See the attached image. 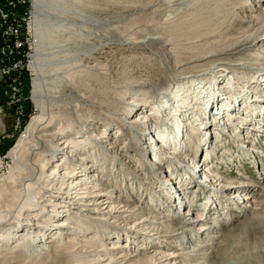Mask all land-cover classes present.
<instances>
[{
    "label": "rangeland",
    "instance_id": "374dc122",
    "mask_svg": "<svg viewBox=\"0 0 264 264\" xmlns=\"http://www.w3.org/2000/svg\"><path fill=\"white\" fill-rule=\"evenodd\" d=\"M59 1L67 3L66 0ZM70 1H74L80 6L86 4L92 7L94 11L88 12L85 7L81 10L76 9L66 19L59 20L57 25L54 24L55 34L52 36L54 47L48 46L45 48L44 46L47 52L43 53L41 61L42 74L46 78L43 81L44 108L49 114L51 109L58 106V102L61 105L66 101V97L62 93L59 94L58 90L70 78L79 74L98 73L103 83L96 84V90L103 86L101 92L106 97L114 94L118 96L125 95V97L123 99L120 98L121 100L114 98L116 106L120 107L119 111L106 109L105 107L101 109L103 104L99 107V103H104L105 99L104 101H99L97 106L103 112L102 114L123 121L124 127H126L124 129H128L127 131L131 137H134L133 139L136 137V143L131 144L129 135L123 136V129L120 126L115 127L114 124L115 130H113L111 122H101L96 124V126L90 125L88 129L91 130L84 131L79 136L76 134L67 135L69 139L73 137L78 139L81 142L80 148L84 152L79 154L80 149L76 152L65 151V155L58 158L59 163L65 161L62 158L71 161L75 157L85 160V164L89 162L88 165L94 170L87 173V177L89 179L98 178L102 185L101 187L104 189L103 193L112 190L113 194L111 195L113 198L112 200H105L106 197L95 198V202H84V206L81 207L77 206L79 202L70 200L69 195H67L64 196L63 201L57 203L56 207L49 203L47 210L51 218L47 225L51 229H56L57 222L63 221L70 228L67 229L68 231L63 229L59 231L58 228L57 231L50 235L47 233L44 243L34 242L32 250L28 254L24 253V256L21 255V258L14 262H21L19 264H105L97 263V261H100L99 259H117L119 256L116 255L119 252H124L128 257H131L132 262L146 261L147 263L144 264H154L156 261H163L168 264H206V262L207 264L209 262L210 264H216L217 259L220 260L223 255L227 254L238 255L241 252L242 254H253L256 256L260 249L264 248V232H260L261 230L257 231L255 227H253L256 229L254 231L257 232L252 233L250 235L252 237L250 238L249 236L250 239H245V243L237 246L233 251L230 249V253L229 250L220 249L224 241L223 238L212 240L211 238L202 237L200 241L189 243V241L179 238L160 236L158 230H161L162 226L166 225L167 222L169 223L173 214L177 212V210L175 211V203L181 206L178 212L184 215L185 219L182 220L185 222L201 218L202 216V219L208 217L207 221L215 222V226L221 229L218 236L225 233V231L239 230L238 228L240 227L238 226L240 225L238 222L250 219L254 215L264 216V212H253V209L258 208L255 206L256 204L264 206V195H262L260 190V188H264V94L260 92L264 89V76H260L264 74H261L257 69L246 68L240 71V68L228 66V69L224 70L222 79L225 82L221 87L225 88L228 84L233 83V91H235L233 96L235 97H221L219 101L223 99V102L216 104L212 111L209 110V113H212L208 114L207 112V114L215 118L213 113H217L221 111V107L231 104V99H233L234 103L239 96L243 98L246 95H254V99H250L243 106L250 105L252 102L251 105L256 108L255 116L250 117L249 115L248 121H245L247 120L244 119L246 117L245 110L238 108L243 112L238 113L236 111L238 113L236 115L229 113L235 119H230L231 121L228 122L226 121L228 117L224 116L222 118L220 116L219 118L223 119L219 122L220 126L218 125V127H212L208 131L201 132V128L206 125L204 124L205 122L209 124V122L213 121V118L207 119L198 112L203 111V109L207 110L205 108L208 105L204 108L203 105H199L201 103L199 102L197 105L198 110H192V115L189 112H183L184 114H180L182 118L177 116L179 119L173 116L176 107L163 113L162 110L168 106V101H173L176 94L183 92V90L186 91L195 83H199L198 80L195 82L192 81L193 78H190L197 75L194 73L201 72L200 74H203L202 72L207 70H210L211 73L214 67L223 63H231V60L212 62L215 64L212 66L209 64L210 61H214L212 59L206 62H199L197 65L200 69L189 70L186 74H183L182 70H179L181 68L178 65L179 62L187 60V63L195 64L191 59L195 55L193 41L197 39L195 36H198L199 33H196L191 28V26H195L193 24L190 25L191 29L189 28V34L186 35V38H178V47L182 51H174L172 41L174 38L170 35L173 34L172 29L168 30L169 34L167 37L155 36L151 34V31L150 33L149 31L141 33L142 35L149 34L150 39L168 41L163 43L165 45L163 48L159 43L156 44L154 51L150 50L151 52L147 53L146 51L138 50L135 53L139 54L138 56L141 55L148 58L151 63L156 64L153 66L159 65L162 70L175 66L177 67L176 71L167 72L159 79L151 75L152 66L148 69L150 71L149 74L125 70L104 71L102 67L105 63L96 61L95 51H101V55H109L111 53L113 55L115 48L118 47V53H121L125 43L129 44L131 39L137 38L138 26L132 24V14L129 15L127 13L125 5L115 6L118 0ZM30 3L33 6V0H30ZM71 3H69L70 11L71 8L72 10L74 8ZM26 4L25 0H14L13 6L6 0H0V9L16 16L17 22H21L20 24L12 25L13 27L15 26V34L20 33L19 36H22L24 30L25 33L28 31V29H25L26 27L24 28L27 22L22 21V18L30 19L29 11H26L24 7ZM254 5L256 10L262 7L259 1H256ZM43 20L47 23V19ZM43 26L45 28V22ZM3 30L4 27L0 23V59L2 60L6 57L5 55L10 56L8 52L3 53V50L8 46ZM123 30L129 32L126 33L125 37L123 36ZM48 31L52 34L51 30ZM28 32L31 33V31ZM30 33V49L28 48L27 51L29 52V57L27 58L26 55L28 71L26 74V70H21L23 69L22 67L18 68L15 81L13 82V86L18 87V90L14 91L13 94L9 88L10 82L4 81L2 78L3 62L2 60L0 61V173L7 171L9 166L7 156L36 114V108L32 100L33 76L31 75H33V71L30 67V62L31 54H33V36ZM116 33L124 38L119 40L116 45L108 44V39ZM165 33L167 32L164 31ZM20 41L23 42V39H20ZM211 42H214V40L210 41V43H204V45H208L206 46L208 49L211 46H218V43ZM143 44L146 48L153 46V44L149 43V39ZM185 45H188L186 49L183 47ZM170 51H173L172 54ZM165 54H168L172 61L164 57ZM17 55L15 53L14 62L20 61L21 57L24 56L21 55L20 57L19 55L18 58ZM233 61L237 64L256 62L249 58ZM218 72L216 71L205 79H201V81L207 83H204V85H207L205 93L217 88ZM177 75L182 76V82H175L174 78ZM254 82L257 84L251 85ZM232 86L230 89H232ZM56 87L57 89L55 90ZM249 91L252 93L249 94ZM142 95L149 96V100H146L150 104L149 108H140L141 111L135 112V102L138 100L142 101L145 98ZM85 98V94H80V92L77 94L75 105L78 109L84 104ZM8 99L13 101V103L6 104ZM185 101L189 102L187 99H184V103H186ZM130 102L134 103L129 106L132 111L129 113L123 112L124 109H129L127 105ZM174 105L176 106L177 103L175 102ZM234 105L238 107L235 103ZM192 107L196 109V106L192 105ZM243 114L245 117L242 116ZM258 115L262 117L260 122L254 120ZM233 120H236V122L233 123ZM194 121L196 122L193 123ZM135 123H137V126H135ZM224 124L231 126H224ZM183 127L185 128L183 129ZM253 129L258 132L254 134L253 132L255 131ZM183 132L184 143H189L190 147L184 143L180 145L183 141ZM199 132H201L200 136L197 135ZM211 134L213 136L212 140ZM199 139H202V144L198 143ZM85 143L90 144L92 148ZM92 161L94 162L93 164L91 163ZM153 163L159 166H152ZM73 164L75 165V162ZM64 168H61V172ZM50 172L47 170V173ZM61 180L56 185H61ZM83 181H87V179H82V185ZM215 181L217 182L216 185L214 184ZM236 183L253 185V188L250 187L249 189L255 193L250 196L238 193L235 189L229 191L224 189V187L228 186L234 187ZM182 186L185 187V190L182 189ZM256 187L259 188L256 189ZM91 195L95 196V194ZM233 196H241L242 198L248 196L250 200H247L248 202L244 203V205L236 207L230 203L233 201L231 199ZM72 197L74 198L75 195ZM204 199L206 200L204 201ZM90 203L96 206L88 207ZM193 203H197L199 206L196 205L195 208L191 209L190 205L192 206ZM60 205L64 206L63 213H59L60 216L54 218L55 214L61 211ZM230 207L232 208L230 209ZM133 208L139 212L138 215L131 217L129 212L126 214L122 212L124 210L131 211ZM69 209H72V211ZM91 210L100 211L101 214H93V212H90ZM115 210H120V212L114 213ZM245 210L250 211L251 214L247 215ZM188 212L192 213L193 217H186ZM120 217L125 219H120ZM95 219L101 221H96ZM213 219L218 220V222L213 221ZM95 221L97 224L100 222L99 227H93ZM200 226L195 225V227L190 226V228L197 231ZM35 229L34 227H30L29 230L26 229V234L21 236L20 240L33 238L35 232H40L39 229ZM192 236L194 235L192 234ZM233 237L230 236L228 239L231 240ZM12 241L8 240L0 243V257L2 256V259H4L5 253H10L17 246V244L13 245ZM68 241H72V243L68 244ZM77 243L80 245L77 246ZM114 244H123L126 250L119 252L110 251ZM91 246H94V248H90ZM194 247L199 249L207 247L204 252V258L202 256L192 257ZM42 249H45V251ZM85 252L92 254V256H88ZM214 252L217 255H214ZM210 253H213L214 257H210L212 256ZM6 256V260H0V264L11 263V260L8 259L10 257L16 258L19 255L6 254ZM64 256L67 258L62 259ZM254 259L261 258L256 256Z\"/></svg>",
    "mask_w": 264,
    "mask_h": 264
},
{
    "label": "bare ground",
    "instance_id": "6f19581e",
    "mask_svg": "<svg viewBox=\"0 0 264 264\" xmlns=\"http://www.w3.org/2000/svg\"><path fill=\"white\" fill-rule=\"evenodd\" d=\"M256 1L261 2L262 7L259 8V10L255 9L254 3ZM26 2L27 4L24 7L26 11H29L30 19H26L25 22L27 23L26 26H24V28L26 27L25 29L31 31L33 36V48H32L33 54H31L30 67L33 71V75H31L33 76L32 100L36 108V114L34 115L32 120L26 127L25 132L17 141L15 147L11 150V152L7 156V159L9 160V166L7 171L0 173V243L6 242L8 240L9 241L13 240L12 241L13 245L17 244L14 250H12L10 253H5L4 259H2L1 256L0 260L2 261L6 260L7 258L6 254L19 255L16 256V258L10 257L8 260H11V263H7V264L21 263L14 261H18L19 258H21V255L24 256V253L28 254V252L32 250L34 242L37 241L38 243H44L47 233H49L50 235L53 232L57 231L58 228L59 231L62 229L68 231L67 229L70 227L67 223L63 221L57 222L55 226L56 229H51V227L47 225L51 218V215L47 210L49 203H51L52 206L56 207L57 203H59V201H63L64 196L67 195H69L70 200L79 202L77 206H81V207L84 206L83 205L84 202L87 201L95 202L96 201L95 198L106 197L105 200H112L113 198L111 195L113 194L112 190H109V192L107 193H103L104 189L101 187L102 185L100 184L98 178L95 177L89 179L87 177V173L93 172L94 170L92 167L88 165L89 162L86 163L87 164L86 165L84 163L85 160L78 159L77 157H75V159L71 161L62 158L65 161L59 163L60 161H58V158L64 156L65 151L76 152L77 150L80 149L79 154L84 152V150L80 148L81 142H79L78 139L74 137L69 139L68 136L74 134L78 136L82 135L84 131L91 130L88 129L90 125L96 126V124L101 122H106V123L111 122L113 124V125L110 124L112 127L114 126V124L115 127L120 126V128L123 129V133H122L123 136L129 135L127 131L128 129H124L126 127H124L123 121H119L115 117H110L107 116L106 114H102L103 112L101 111V109H104V107L106 109L119 111L120 107L118 108L116 106L114 98L123 99L125 95L118 96L117 94H114L113 96L106 97L105 94L101 92V90H103L101 89L103 86H101L98 90H96L95 85L103 83L101 82L100 74L98 73L93 74V72H91L90 74H79L76 75V77H72L69 80H67L58 90L59 94L62 93V95L66 97V101L64 102L62 101L63 103L61 105L58 102L57 107L59 108L56 111L54 110L57 107L51 109L50 110L51 113L48 114V111L45 110L43 105V102L45 100L43 95V87H44L43 81L46 80V78L42 74L43 71L41 69V64H42L41 61H42L43 53L47 52L45 48H47L48 46H51L52 48L54 47V42H52V36L55 34L54 24L57 25V22L59 20L66 19L68 15H70V13H74L73 11H75L76 9L81 10L85 7L88 12L94 10L92 7H89L86 4L80 6L76 4L74 1L73 3L70 0H66L67 3L59 0H33V6H31L30 0ZM68 2L69 3L72 2L71 4H73L74 8L73 10L71 8V11ZM117 5H121V6L125 5L127 9V13L129 15L132 14L131 15L132 24L138 26L137 27L138 32L136 33L137 38L135 39L130 38L131 42L129 44L125 43L123 45L121 53H118V47L115 48L113 55L112 53L109 55H101L100 54L101 51L98 52L95 51L94 55L97 58L96 61L97 62L101 61L103 62V64L105 63L104 66L102 67L104 71L106 70L109 72V71L125 70V71H133L137 73L142 72L146 74H149L151 71V75H154L158 79L160 77H163V75L167 72L171 73V71L172 72L174 70L176 71L177 67L175 66H171L172 68L167 70H162L159 65L153 66L156 64L151 63L148 60V58H145L141 55L138 56L139 54L135 53V51L138 50L146 51L147 53L151 52L150 50L154 51L156 48L155 47L156 44L159 43L160 46H162L163 48V46H165L163 43L168 41L162 39H150L151 37L149 38L148 36L149 34H143V35L141 34L146 31L147 32L149 31V33L151 31L152 32L151 34H154L155 36L160 35L162 37H167V35L169 34L168 30L172 29L173 34L170 35L174 38L172 40L174 51L175 50L182 51L178 47V42H179L178 38L180 37L186 38V35L189 34V30L191 28H193L196 33H199L198 36H195L197 37V39L193 41V45H195L194 46L195 55L192 56L191 59L192 62H195V64H191L190 62L187 63V60L178 63V65L181 66L179 70H182L183 74H186L189 70L195 71L196 69H200V67L197 65L199 62H203V61L206 62L212 59L214 61H210V63L207 62L210 64V66H212L215 65L212 62L222 61L226 59L231 60L230 61L231 63L228 64L223 63L219 66L214 67L213 68L214 70H212L211 73L210 70L202 72L203 74H200L201 72L194 73L197 75H195V77L192 76L190 78H193L192 81L195 82L196 80H198L199 83L198 84L195 83L194 85H192V87H190L186 91L183 90V92L176 94L173 101H168L167 103L168 106L162 110V113L170 110L171 108L173 109L174 107H176V109H174V114H173L174 117L179 116L180 118L182 116V115L180 116V114H184L183 112H187V113L189 112L192 115L193 113L191 111L198 110L197 105L199 102H201L199 103V105L200 106L203 105L204 108L205 106L208 105V107L205 108L208 111L203 109V111H198V112H200L203 117H206L207 119L208 118L212 119L213 117L208 115L212 113V112L209 113V110L212 111L213 107L216 106V104H218L219 102H223V99L219 101L221 97L231 98L234 95L233 92L235 93V91H233L234 89V86H232L233 83H231L230 85L228 84L227 87L225 88L221 87L224 85L225 82V80L222 79L224 77V70L228 69V66H232L233 68H240V71L246 68L257 69L261 74H264V0H118L115 6ZM42 19H47V23L44 20L42 21ZM6 22L7 20L2 21V23L4 24ZM44 22H45V28L43 26ZM193 24H195V26H191L190 28V25ZM48 30H51L52 34H50ZM28 31L25 33L24 30V33L22 34V36H20V38L23 39V42L19 40L17 46L13 45L10 50L11 61L10 64H8L10 66H6V68L11 69L10 72L12 75H14V73L20 67L23 68L21 70H26V74H27L28 70L26 65V55L28 58L29 52L27 51L29 48V33H30ZM164 31H166L167 33L164 34ZM122 32L124 37L126 36V33H129L126 30H123ZM123 36H120V34L116 33L115 35H112L107 42L110 45H114V44L116 45L119 40L124 38ZM12 39L15 40L16 38H12ZM148 39H149V43L153 44V46L146 48V46L143 43ZM212 40H214V42L211 43H218V46H211V48L208 49V47H206L208 45H204V43H210V41ZM186 46L188 45L183 46L184 49H186ZM170 52L172 54L173 51ZM15 53L18 54L17 57L19 55L20 57L21 55L24 56L21 57L20 61L14 62L13 59ZM164 57L172 61L171 58L168 56V54H165ZM244 58H249L250 60L252 61L254 60L256 62L237 64L233 61V60H243ZM6 60L7 59H5L4 62H6ZM149 67H151L150 71H148ZM216 71H219L218 72L219 80H218L217 88L213 90L211 89V91L205 93V89L207 85H204L205 82L201 81V79H205L206 77L210 76ZM263 76L264 75H261L260 77ZM182 79L183 78L181 75H177L174 78L175 82L177 83L182 82ZM9 82L11 83V80H9ZM256 84H257L256 82L251 83V85H256ZM231 86L232 89H230ZM56 89L57 87L55 88V90ZM79 92L80 94L86 95L85 102L80 107V109H78L77 106L75 105V98L77 97V94ZM260 92L264 94V89ZM248 93L251 94L252 92L249 91ZM142 96H144L145 98H143L142 101L138 100L140 101V103L137 104L138 101L135 102V108H134L136 109L135 112L141 111L140 108H149L150 104L149 102H147L149 100V96L148 97H146V95H142ZM247 96L248 95L243 96V98L239 96L237 98L238 102L236 101L234 103L238 107H235L233 103V99H231L230 100L231 104H228L227 106H223L221 107V111L217 113H213L215 118H213V121L209 122V124L208 122H205L204 124L206 125L203 126V128H201V132L202 131L205 132L206 130L208 131L212 127H218L219 122L223 120L222 118H224V116L228 117L226 119V121L228 122L231 121L230 119L233 118L235 119V117H231L229 113H231V115L233 113L235 115L240 112L242 113L243 111L238 108H243L245 110L246 117L244 116V114L242 115L243 117H245L244 119H247L245 121H248L249 115L250 117H254L256 108H254L251 105L252 102L250 101L251 102L250 105L243 106V104L249 101L250 99L251 100L254 99V95H249L248 97ZM184 99H187L189 102L187 103L185 101L186 103H184ZM99 101H104V103L102 102L99 103L100 104L99 107H101V105L103 104L101 109L97 106ZM175 102L177 103L176 106L174 105ZM6 104H11V101L8 99ZM131 104L134 103L132 102L128 103L127 107L129 108ZM192 105L196 106V109L195 107H192ZM131 109H132L131 107L129 109H124L123 112L129 113L130 111H132ZM220 116L222 117L221 119L219 118ZM261 118L262 117L258 115L257 118L255 117L254 120H256V122H260ZM195 122L196 121H194L193 123ZM235 122L236 120H233V123ZM135 126H137V123H135ZM224 126L229 127L231 125L224 124ZM232 126L234 127V125ZM184 128L185 127H183V129ZM113 130H115L114 127ZM253 130L255 131L253 132L254 134L258 132L256 129ZM201 132L197 133V135L200 136ZM182 136H183L182 137L183 141L180 143V145L184 143V138H185L184 132ZM133 138L134 137H131V144L136 143L135 140L136 137L135 139ZM212 138L213 136L211 134V140ZM202 142H203L202 139H199L198 143L202 144ZM85 144H87L88 147H91L90 144L88 143ZM186 144L187 146L190 145L187 142ZM137 145L139 146L138 142ZM74 162L75 165L73 164ZM91 163L93 164L94 162L92 161ZM53 164L55 165L52 166ZM152 166H159V165L153 163ZM63 167L65 168L61 172V168ZM47 170L51 172L47 173ZM84 178L87 179V181H83V185H82L81 181ZM60 179L62 180H61V185H59L60 186L59 187L58 185H56V183L60 182ZM216 183L217 182L215 181L214 184L216 185ZM72 186H74V188H72ZM252 186L253 185H244V184L236 183L234 187L228 186V187H224V189L226 191L235 189V191L238 193L240 192L242 194L253 196L255 192L250 191L249 189L250 187L253 188ZM105 187L110 188L108 186ZM184 188L185 187L182 186L183 190H185ZM258 188L259 187H256V189ZM260 190L262 191V195H264V188H260ZM91 194H95V196H92ZM74 195L75 197L73 198L72 196ZM241 196L231 197V199H233V201L230 202L231 205L238 207L242 204L244 205V203H247L248 202L247 200H250L248 196H245L246 198H242ZM205 200L206 199H204V201ZM196 205L198 204L193 203L192 206L190 205V208L191 209L195 208ZM90 206L93 207L96 205L90 203L88 204V207ZM255 206H257L258 208L253 209V212L254 211L257 213L264 212V206L262 205L259 206V204H256ZM231 208L232 207H230V209ZM60 209L61 211H58L55 214L54 218L59 217L60 216L59 213H63L62 210L64 209V206L60 205ZM180 209L181 206L175 203V211L177 210V212L173 214V217L169 223L167 222L166 225L162 226L161 230H158L160 236L163 237L169 236L176 239L179 238L181 240H187L189 241V243L192 241L193 242L200 241L202 237L211 238L212 240L223 238L224 241L221 244L220 249L229 250L230 253V249H232L231 251H233V249H235L237 246L244 244L245 239H250L252 237L250 236L252 233L257 232L258 230H261L260 232H264V216L254 215L250 219H247L242 222H238V224L240 225L238 226L240 227L238 228L239 230L236 229L229 232L225 231V233L218 236V234L221 232V229L215 226L216 225L215 222H210L209 220L207 221L208 217L202 219L203 217L202 216L201 218H195L194 220L185 222L184 220H182L185 219L184 215L178 212V210ZM69 210L72 211V209ZM90 212H93V214H101L100 211H96V210H91ZM117 212H120V210H115L114 213ZM122 212L124 214L129 212L131 214V217L139 214V212L134 208L131 211L124 210ZM246 212L247 215L251 214L250 211H246ZM188 216L193 217V214L188 212V214H186V217ZM120 219H125V218L120 217ZM95 220L101 221L99 219H95ZM227 220L225 221L228 222ZM96 221L93 227L96 226L99 227L100 222L99 224H97ZM213 221L218 222V220L216 219H213ZM195 225H201L199 230L196 231L190 228V226L195 227ZM30 227L36 228L35 230L39 229L40 232H35L33 238L30 237L28 239L24 238L20 240V237L26 234L27 232L26 229L29 230ZM253 227H255L257 231H254L255 228ZM192 234L194 236H192ZM213 235H216L217 237ZM230 236H234V237L230 240L228 239V237ZM68 242H69L68 244L72 243V241L71 242L68 241ZM76 245L79 246L80 244L77 243ZM90 248H94V246H91ZM195 248L196 247H194L193 249L194 251H192L193 252L192 257H196V256L203 257L205 255L204 252L206 251L207 247L206 248L201 247L200 249L198 247L196 249ZM42 250L45 251V249ZM124 250H126V247L123 244H114L113 248L110 251L119 252ZM260 253H262L263 255ZM85 254H87L90 257L92 256V254L87 252H85ZM225 254L227 253L225 252ZM214 255L217 254H215L214 252ZM66 256H64L62 259H66L67 258ZM116 256L119 257L117 259H99L100 261H97V263H105V264L147 263L146 261L132 262V258L128 257L126 254H124V252H119V254ZM256 256L260 257L261 259H254ZM256 256L253 254L250 255L245 253L242 254L241 252L238 255L227 254V255H223L222 259L220 260L217 259L219 262L217 261L216 264H264V260H263L264 248L260 249L259 253ZM70 257H76V256H70ZM210 257H214V256L212 255ZM147 258H152V257H147ZM154 264H168V263L163 261H156Z\"/></svg>",
    "mask_w": 264,
    "mask_h": 264
},
{
    "label": "built area",
    "instance_id": "2783aa9c",
    "mask_svg": "<svg viewBox=\"0 0 264 264\" xmlns=\"http://www.w3.org/2000/svg\"><path fill=\"white\" fill-rule=\"evenodd\" d=\"M6 1H8L11 5L14 6V0H6ZM25 1H27V0H25ZM16 19H17L16 16H13V15H11V14L3 11L2 9H0V23L4 27V30H3L4 33L3 34L5 35L4 37L7 38V43H8V46H7V48H5L3 50V53L8 52L10 54V52H11L10 50H11L12 46L13 45L14 46L15 45L17 46V43L21 39L20 36H19L20 33H18L16 35L15 34L16 33L15 26L14 27L12 26L13 24L16 25V23L20 24L19 22H17ZM4 20H7V22L5 24L2 23V21H4ZM22 21H26V19H23L22 18ZM12 38H16V39L13 40ZM5 56L6 57H4V59L2 60L3 63H2V71H1V74H2V78L4 79V81L5 80L6 81L11 80V83H9V88L11 89L12 94H13V92L14 91H17V88H18V87L13 86L14 85L13 82L15 81V76H16V72L17 71L14 73V75H12L11 72H10L11 69L6 68V66H10V65H8V64H10V56H7V55H5ZM5 59H7L6 62H4ZM11 103H13V101H11Z\"/></svg>",
    "mask_w": 264,
    "mask_h": 264
},
{
    "label": "flooded vegetation",
    "instance_id": "af4514ba",
    "mask_svg": "<svg viewBox=\"0 0 264 264\" xmlns=\"http://www.w3.org/2000/svg\"><path fill=\"white\" fill-rule=\"evenodd\" d=\"M2 59H0V61H1Z\"/></svg>",
    "mask_w": 264,
    "mask_h": 264
}]
</instances>
